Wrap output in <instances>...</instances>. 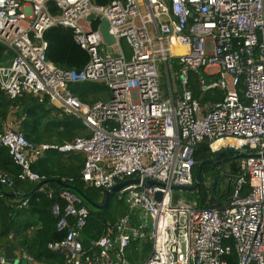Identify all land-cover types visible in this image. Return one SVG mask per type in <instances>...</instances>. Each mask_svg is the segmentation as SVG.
<instances>
[{"label":"built area","instance_id":"2783aa9c","mask_svg":"<svg viewBox=\"0 0 264 264\" xmlns=\"http://www.w3.org/2000/svg\"><path fill=\"white\" fill-rule=\"evenodd\" d=\"M100 19L108 24L111 45L98 30ZM53 27L70 29L86 52L79 73L47 59L43 35ZM0 45L12 54L9 64L0 65V91L7 98L45 96L89 130V137L57 149L83 155V182L107 191L139 180L117 198L138 210L141 222L132 226L127 214L86 245L90 207L69 189L47 192L55 229L63 234L47 245L62 255L54 264H130L126 249L135 240L151 245L142 264H264V0H113L104 6L91 0H0ZM190 72L202 93L218 90L222 100L200 105L189 87ZM74 83H99L112 94L90 105L70 92ZM203 143L211 154L249 156L238 159L242 176L224 207L202 209L174 197L181 190L175 188L193 185L194 153ZM0 147L21 179H42L31 166L48 146L27 141L14 118L0 133ZM246 179L249 191L241 197ZM16 258L51 264L24 253ZM0 264L17 263L0 256Z\"/></svg>","mask_w":264,"mask_h":264},{"label":"trees","instance_id":"16d2710c","mask_svg":"<svg viewBox=\"0 0 264 264\" xmlns=\"http://www.w3.org/2000/svg\"><path fill=\"white\" fill-rule=\"evenodd\" d=\"M111 1L113 0H94L100 6L107 5ZM43 38L47 44L46 57L57 67L79 73L87 63V54L74 42L70 29L53 27L44 33ZM4 49L0 45V65L9 64L12 56ZM189 76L193 97L200 105L222 100L223 96L218 90L202 93L195 73L190 72ZM68 88L74 96L90 105L100 100L105 101L106 99H100V95L108 92L104 85L93 83H74L70 84ZM10 118L16 120L18 130L27 141L35 146H48L43 151V156L34 161L31 166L34 172L44 177L41 182L60 180L80 190L91 202L96 204L103 202V191L86 187L81 180L80 172L84 164L81 155L76 154L77 152H66L68 155L63 159L65 153L57 150L76 138L90 136L89 130L79 119L64 114L61 110L50 105L45 96L41 99L32 95H22L15 99H9L0 91V133ZM65 142L68 143L64 144ZM219 153L211 154L206 143L200 144L194 153L193 178L200 162L215 160ZM224 153L225 156L221 158L220 164L215 169L211 170L210 165L202 166L200 185L195 191L188 193L199 208L227 205L234 193L237 180L242 176L238 169V160L232 157L234 154L228 151ZM226 166H228V170L225 169ZM1 175L26 193H30L33 189L28 181L19 180L21 170L12 162L4 147H0ZM214 177H217L218 180L216 194L211 198L210 189ZM2 181L0 179V250H3L5 246H10L13 250H18V255L27 254L36 262L60 263L62 255L47 248L49 243L61 241L63 234L58 233L55 229V220L50 212L52 200L47 198L46 193L52 191L56 194L61 188L55 184H44L42 187L44 193L42 194L36 191L29 194L27 198H23L22 194L12 198L9 197L12 194V189ZM248 191L246 179V184H242L240 188V196H246ZM125 215H127L125 206L116 202L114 197L102 210L90 207V215L83 231V243L86 245L89 240L98 239L108 226H113ZM32 230L33 232L29 235ZM150 249L151 245L148 241L135 240L127 247L126 257L130 264H142V261L149 255Z\"/></svg>","mask_w":264,"mask_h":264},{"label":"water","instance_id":"95a60500","mask_svg":"<svg viewBox=\"0 0 264 264\" xmlns=\"http://www.w3.org/2000/svg\"><path fill=\"white\" fill-rule=\"evenodd\" d=\"M88 20H94V16L90 15L87 17ZM98 30L102 35L103 41L107 44V45H111L113 43V38L108 34V24L105 20L100 19L99 21V25H98ZM225 156L224 152L219 153L218 155H216L215 160H206L203 162H200L197 166V170H196V174L194 177V183L191 187H184V188H175V189H181L187 192H193L195 191L198 186L201 183V178H202V166L203 165H209L211 164V170H213L216 166H218L220 164V160L222 157ZM233 159L238 160L241 158H245V157H249L248 155H232ZM0 179H2L5 184L9 185L12 189H13V194H10L9 197H16V196H20V194L17 192V189L15 188V186L13 184H11L4 176H0ZM217 177L213 178V183L210 189V194H211V198H213L216 194V184H217ZM139 182L138 179H131V180H127L123 183H119L115 186H113L112 188H110L109 190L105 191V196H104V200H103V204H95L93 202H91L80 190H78L75 187H71L65 183H63L60 180H47L45 182H39L35 188L33 189L34 191H37L40 187H42L44 184H55L57 187H60L61 189H70L75 192L76 194H78L84 201L85 203L93 208V209H104L106 207V205L109 202L110 197L118 192L120 189L124 188L127 185L130 184H137ZM145 185L147 186H159L160 184L155 182V181H146ZM160 196L161 194L159 192L155 193V200L159 201L160 200ZM23 198H26V195L22 196ZM3 256L5 257V259L13 262V263H17V264H24L25 262L23 260H18L16 258V255L13 252V249L10 246H5L3 248Z\"/></svg>","mask_w":264,"mask_h":264},{"label":"crops","instance_id":"0c3cea01","mask_svg":"<svg viewBox=\"0 0 264 264\" xmlns=\"http://www.w3.org/2000/svg\"><path fill=\"white\" fill-rule=\"evenodd\" d=\"M123 48H124V50L127 52L128 51V49H127V47L123 44ZM189 87H190V80H189ZM55 108H57V109H59L58 107H56V106H54ZM86 133V132H85ZM84 133V134H85ZM66 143H68V142H65L64 144H66ZM73 153H75V152H73ZM72 153V154H73ZM76 154H80L81 155V157L83 158V155L81 154V153H79V152H77ZM68 155V153H66L65 152V154H63V159H65L66 158V156ZM43 156V152L39 155V157L37 158V159H39L40 157H42ZM36 159V160H37ZM84 159V158H83ZM35 160V161H36ZM63 161V160H62ZM84 165V164H83ZM83 169V168H82ZM82 171V170H81ZM80 175H81V172H80ZM2 176V175H1ZM8 180V179H7ZM19 180H21V178H19ZM42 180H44V177H42V179L39 181V182H41ZM81 180H82V178H81ZM10 183L12 182V181H10V180H8ZM23 181V180H22ZM27 181V180H26ZM83 181V180H82ZM29 182V184L32 186V188L34 189L35 188V186L39 183V182H30V181H28ZM11 184H13V183H11ZM84 184L86 185V187H89V188H96V187H94V186H91V185H88V184H86L85 182H84ZM14 185V184H13ZM15 186V185H14ZM43 187V186H42ZM42 187H40L37 191L38 192H41V193H39V194H42V193H44V191H43V189H42ZM11 188V187H10ZM15 188L17 189V192L19 193V194H22V195H26L27 197H28V195L30 194H32V193H34V192H36V191H34L33 192V189H32V191L30 192V193H26V192H24L21 188L20 189H18L16 186H15ZM12 189V188H11ZM96 189H100V188H96ZM103 191V200H104V196H105V191L106 190H102ZM11 192H12V194H13V189L11 190ZM187 192V191H186ZM190 193V192H189ZM17 197V196H16ZM15 197V198H16ZM26 197V198H27ZM113 197L115 198V201L116 202H119V203H122L124 206H125V209H126V211H127V214L128 215H130V218H131V225L133 226H135L136 224H139L140 222H141V213L138 211V210H132V211H130V208H129V206H128V204L124 201V200H120V199H118L117 198V192L116 193H114L111 197H110V199L112 200L113 199ZM12 198H14V197H12ZM110 199H109V201H110ZM186 199V198H185ZM187 200V199H186ZM188 201V200H187ZM99 202H100V200H99ZM189 202H193V201H189ZM96 204V203H95ZM100 204H103V202L102 203H100ZM108 204H109V202H108ZM107 204V205H108ZM106 205V206H107ZM96 210H98V209H96ZM102 210V209H101ZM33 230H35V229H33ZM33 230L29 233V235L33 232ZM82 239L84 240V238H83V236H82ZM149 242V241H148ZM150 243V242H149ZM13 252H14V254L15 255H18L19 253H18V250H13ZM1 255H3V250H0V256ZM148 256V255H147ZM146 259V258H145ZM144 259V260H145ZM143 262V261H142Z\"/></svg>","mask_w":264,"mask_h":264},{"label":"rangeland","instance_id":"374dc122","mask_svg":"<svg viewBox=\"0 0 264 264\" xmlns=\"http://www.w3.org/2000/svg\"><path fill=\"white\" fill-rule=\"evenodd\" d=\"M91 1L93 3H95L94 0H91ZM81 25H82V27L85 30H89L90 29V25L85 20L81 21ZM157 66H158V69H159L160 65L157 64ZM159 83H160L161 95L163 96V98H167L168 97L167 81H166L165 76L162 74V72L160 70H159ZM93 84L99 85V83H93ZM109 97H110L109 91L108 92H104V95H100V99H103V100H105V99L107 100ZM100 101H102V100H100ZM225 169L228 170V166H226ZM188 193L189 192H186L184 190H174V197H175V199L184 197L188 201H192L191 198H190V195Z\"/></svg>","mask_w":264,"mask_h":264},{"label":"bare ground","instance_id":"6f19581e","mask_svg":"<svg viewBox=\"0 0 264 264\" xmlns=\"http://www.w3.org/2000/svg\"><path fill=\"white\" fill-rule=\"evenodd\" d=\"M176 52V51H175ZM110 94H112L111 92H110ZM230 143H232V144H234L235 142H233V141H229ZM225 142L224 141H220L218 144L220 145V144H224Z\"/></svg>","mask_w":264,"mask_h":264},{"label":"flooded vegetation","instance_id":"af4514ba","mask_svg":"<svg viewBox=\"0 0 264 264\" xmlns=\"http://www.w3.org/2000/svg\"><path fill=\"white\" fill-rule=\"evenodd\" d=\"M213 161V160H212ZM211 166V164H209ZM215 169V168H214Z\"/></svg>","mask_w":264,"mask_h":264}]
</instances>
